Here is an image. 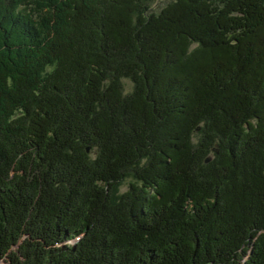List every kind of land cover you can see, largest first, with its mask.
I'll list each match as a JSON object with an SVG mask.
<instances>
[{"label":"trees","instance_id":"1","mask_svg":"<svg viewBox=\"0 0 264 264\" xmlns=\"http://www.w3.org/2000/svg\"><path fill=\"white\" fill-rule=\"evenodd\" d=\"M156 1L0 0V263L264 264V0Z\"/></svg>","mask_w":264,"mask_h":264},{"label":"rangeland","instance_id":"2","mask_svg":"<svg viewBox=\"0 0 264 264\" xmlns=\"http://www.w3.org/2000/svg\"><path fill=\"white\" fill-rule=\"evenodd\" d=\"M167 1H169V0H157L156 1V4L154 5V9H157V10H160V8L165 4V2H167ZM132 81H130V80H124V82H123V84H124V86H125V89L127 90V91H130L131 90V88H132V83H131ZM131 182L132 181H130V179L129 180H127L122 186H121V188H120V193L122 194V193H124V192H126L127 191V189H128V187H129V185L131 184ZM0 264H5V263H0Z\"/></svg>","mask_w":264,"mask_h":264},{"label":"water","instance_id":"3","mask_svg":"<svg viewBox=\"0 0 264 264\" xmlns=\"http://www.w3.org/2000/svg\"><path fill=\"white\" fill-rule=\"evenodd\" d=\"M208 162V161H207Z\"/></svg>","mask_w":264,"mask_h":264}]
</instances>
